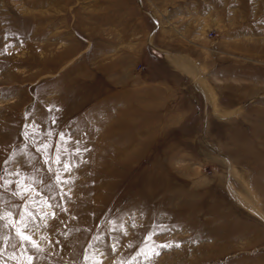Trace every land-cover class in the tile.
Wrapping results in <instances>:
<instances>
[{"label":"rangeland","instance_id":"obj_1","mask_svg":"<svg viewBox=\"0 0 264 264\" xmlns=\"http://www.w3.org/2000/svg\"><path fill=\"white\" fill-rule=\"evenodd\" d=\"M0 264H264V0H0Z\"/></svg>","mask_w":264,"mask_h":264},{"label":"snow or ice","instance_id":"obj_2","mask_svg":"<svg viewBox=\"0 0 264 264\" xmlns=\"http://www.w3.org/2000/svg\"><path fill=\"white\" fill-rule=\"evenodd\" d=\"M24 239H28V237H23ZM167 246H169V245H161L160 247H167ZM157 255L159 254V253H156Z\"/></svg>","mask_w":264,"mask_h":264}]
</instances>
